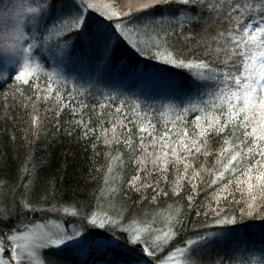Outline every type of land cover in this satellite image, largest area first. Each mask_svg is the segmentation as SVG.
<instances>
[{"label":"snow or ice","instance_id":"6c2138e0","mask_svg":"<svg viewBox=\"0 0 264 264\" xmlns=\"http://www.w3.org/2000/svg\"><path fill=\"white\" fill-rule=\"evenodd\" d=\"M164 6L170 11L165 12ZM109 7L112 6L101 9L91 0H27L26 3L4 0L0 6V87L14 73V88L21 95L25 86L34 90L36 100L55 103L56 117L67 110L74 126L83 129L82 138L99 140L91 117L85 119L90 106L80 99L85 94L91 96L94 101L91 111L95 112L97 107L101 110L98 122L104 143L122 144L130 153V166L135 165L131 179L122 178L119 190L111 189L112 195L121 200L124 183L145 199V193L151 189L153 203L169 196L165 189L173 173V195H180L184 183H191L195 192L197 183L201 182V170L214 157L213 168L209 169L214 170V175L208 187H218L210 198L206 194L209 203L203 206V211L197 209L196 215L211 217L213 225L223 231H197L193 234L196 238L182 240V246L176 247L175 238L187 217L180 208L169 213L167 228L161 230L154 227L155 218L149 222L132 217L124 204L119 209L114 206L111 212L105 211L98 201L97 210L84 214L83 223L71 232L61 229L43 236H29L17 235L19 229H16L7 235L11 245L9 264L13 261L19 264L17 249L20 248L27 250L30 260H42L43 264H169V261L225 264V260L232 264L234 259H239L240 264H264V232L259 246H249L238 234L240 222L248 218L259 219L264 229V202L257 210V198L252 195V202L239 208V217L229 211L231 204H239L234 196L230 199V187L243 191L246 186L250 194L254 188L264 192V0H142L136 11L154 10L143 16H134L132 11L123 9L109 11ZM210 22L222 28L212 37V43L217 45L215 49L206 43L202 53L189 49L185 55L170 43V38L177 35L186 41L195 40L194 36L185 35V30L192 32ZM150 32L155 39L143 42L140 37ZM68 36L74 39L69 41ZM196 43L198 49L200 43ZM125 46L139 56L191 74L187 88L182 82L167 78L165 98L169 103L161 107L176 110L172 128L160 132L149 114L141 112L142 104L131 91L155 79V72H147L126 58H121L113 70L119 51ZM221 52L227 59L220 61ZM213 53L216 61L206 59ZM49 61L56 66L71 64L76 80H84L87 87L74 80L69 88L68 79L60 73L43 71L42 64L47 66ZM121 72L127 73L129 93L136 98L118 101L121 94L102 93L105 102H100L90 89L106 80L125 82L120 79ZM41 74L43 83H40ZM109 106L114 108L116 116L123 117L119 121L122 129L119 138L115 120L109 121L111 139L108 129L103 127V110ZM152 111L157 110L152 108ZM137 117H142L139 125ZM37 120L35 117L33 123ZM148 138L150 142L146 145ZM146 154L151 155L150 161ZM201 158L203 164L199 163ZM161 180L164 188L160 186ZM32 203L29 200L20 207L32 212L40 210L31 207ZM194 206V197L189 195L187 207ZM59 210L53 206L48 211ZM63 211L71 217L81 215L76 210L69 213L67 207ZM8 222L9 218L0 216V224ZM213 225L205 222L204 228ZM225 237L229 239L222 246L220 239ZM21 239L25 240L24 244L18 243ZM219 247H227L228 251L224 256L217 251L213 258L212 251ZM43 249L47 251H40ZM7 251L0 241V253ZM0 264L4 262L0 260Z\"/></svg>","mask_w":264,"mask_h":264},{"label":"trees","instance_id":"16d2710c","mask_svg":"<svg viewBox=\"0 0 264 264\" xmlns=\"http://www.w3.org/2000/svg\"><path fill=\"white\" fill-rule=\"evenodd\" d=\"M108 1L116 11L120 9L132 11L134 16H143L154 11L153 9L136 11L142 0ZM163 10L165 12L170 11L167 6H164ZM189 15L193 14L189 13ZM205 19H207V16ZM214 19L215 17H213V21ZM220 30H222L220 25L210 22L196 27L192 32L185 30V35L194 36L195 40L186 41L182 36L177 35L170 38V43L174 45L178 52L185 55L189 53V49H196L202 53L204 51L203 46L206 43L210 44L213 49L217 47L215 43H212V37ZM176 31L179 32V29L177 28ZM67 39L72 41L74 38L68 36ZM140 39L145 43H150V40L155 39V35L150 32L149 35H142ZM197 41L200 43L198 49ZM220 46H224L222 40ZM121 58L128 59L133 65L139 64L147 72H155V79H149L143 85L133 87L131 91L136 93L142 104L141 112L149 114V118L157 125L160 132H163L165 128H172L173 122L176 120V110H167L161 107L162 104L167 105L169 103V100L165 98L168 92L167 78L171 77L176 81H180L187 88L192 79L189 71L159 64L155 60L137 55L126 46L117 55L113 65L114 71L116 70L115 65L120 63ZM206 59L216 61L217 58L213 53L212 56ZM225 59H227L226 54L221 52L220 61ZM47 66L44 68L45 72ZM71 67L73 66L71 65ZM221 70H224L222 65ZM41 76L40 83H43L44 78L42 74ZM126 76V72L120 73V79H124ZM86 79L87 77H85ZM74 80L78 85L84 84L87 87L84 80H76L75 74V77L69 82V88L72 87ZM113 81L109 83L106 80L94 84L90 91L100 102H105L102 93L113 95L119 93L121 95L118 96V101L119 99L132 100L136 98L130 95L126 80L125 90L115 85ZM15 83L14 78H12L3 87H0V216L9 218L7 224H0V233H3V235H0V241H3L4 244H7L6 236L8 234L16 229L22 230L25 226L36 221L43 222L53 218L60 219L67 227L79 226L83 223L82 216L84 214L97 210L98 201L105 211L111 212L114 206L119 209L120 205L124 204L127 214L132 217L149 222H152L155 218L154 227L161 230L167 228L166 219L169 213H174L175 208H180L187 213V217L183 221V226L179 229V235L175 238L176 247L182 246L180 243L182 240L189 237L196 238L193 234L197 231H223L221 227L213 225L211 217L196 215V210L203 211V206L209 203L211 193L218 187L217 185H213L212 188L208 187V182L214 175V170L209 171L213 168L214 157L201 170V177L199 178L201 182L197 183V191L195 192L191 190V183H184L180 195H173L171 182L175 175L173 173L169 177V183L165 189L169 192V196H162L153 203L151 189H148L145 193L147 197L145 199L142 198L141 193L130 190L128 184L124 183V195L121 200L119 197L112 195L111 189L117 188L119 190L122 178L131 179V176L135 174L133 172L135 165L130 166V153L122 144L113 142L111 145H106L104 143V133L101 132V125L98 122L101 110L97 107L95 112L91 111V105L94 103L91 96L85 94L80 99L90 106L85 119L91 117L92 127L96 129L99 140L82 138L83 129L74 126L71 114L67 110L61 113L59 118L56 117L54 102H44L42 99L36 100L34 90L27 89L26 86L23 89V95H21L14 88ZM141 88L143 89L142 95L140 94ZM172 103L175 104L176 102L172 101ZM152 108L157 111L153 112ZM103 112V127L108 129V139L112 138L111 123L109 122L112 120L117 122L116 131L117 138H119L122 131L119 121L123 117L116 116L114 108L111 106L105 108ZM35 117H38V120L34 124L33 119ZM141 119L142 117L136 118L137 125L140 124ZM133 131L135 132L136 129H133ZM69 132H71V135H69ZM149 142L150 138L145 141L146 145ZM93 144L96 146L93 147ZM146 156L150 161L151 155L146 154ZM199 163H204L203 158ZM109 167L112 169L111 172H109ZM106 179L108 180L107 184H105ZM193 183H196V181H193ZM160 186L165 187L162 180ZM229 193H231L230 199L234 196L235 200L239 201V204L233 203L229 208V211H234L237 217L240 215L239 208L252 202V195L257 198L255 202L257 210L264 202V192H261L258 188H254L250 194L246 186L243 191L230 187ZM206 194L209 198H206ZM227 194L223 193L222 195ZM189 195L194 197L195 206L192 209L187 207ZM29 200L33 202L31 207L40 210L32 212L20 207V205L28 203ZM53 206L60 210L48 211ZM65 207L69 209V213L76 210L81 215L71 217L63 211ZM205 222L213 225V227L205 229ZM244 225H248V227H244ZM137 226L141 227L142 225L137 224ZM262 232H264V229L261 228L259 219L248 218L241 221L238 227V234L245 242L249 243V246L252 244L259 246ZM159 234L162 235V231ZM120 238L121 240L124 239L123 236ZM228 239V237L220 239V244L225 245V240ZM229 243H231L230 240ZM217 251L221 256H224L228 249L227 247L214 249L211 253L213 258ZM166 255L167 253H165ZM66 259L71 260L72 258L66 257ZM207 259L208 257H205V260ZM225 264H229V262L225 260ZM232 264H240V260L234 259Z\"/></svg>","mask_w":264,"mask_h":264},{"label":"rangeland","instance_id":"374dc122","mask_svg":"<svg viewBox=\"0 0 264 264\" xmlns=\"http://www.w3.org/2000/svg\"><path fill=\"white\" fill-rule=\"evenodd\" d=\"M17 2H27V0H17ZM92 3L96 4L97 6H99L101 9H104L105 6H112L108 0H91ZM4 3V0H0V6H2ZM35 6V5H33ZM109 11H113L115 9H113V7H109L108 8ZM116 11V10H115ZM52 64V65H51ZM47 67L46 68V72H58L60 73L64 78H67L68 81L70 82L71 79H73L75 77V72L73 71V67H71V64L66 63L64 66H56L54 65L52 62H48L47 63ZM43 71L45 66H43ZM71 67V69H70ZM13 78H14V73H13ZM122 81H125L124 79H121ZM113 83L117 86H119L121 89L125 90V82L121 83L120 81L114 80ZM79 226L75 225V226H65L63 224V222L60 219H53V218H49L46 221L43 222H32V224H29L27 226H25L22 230H19L18 232H16L17 235H20L21 233H26L29 236H43L46 233H56L59 230L63 229L65 231H69L71 232L74 228H78ZM12 234V233H11ZM10 235V234H8ZM18 243L20 244H24L25 240L21 239L18 241ZM8 244V245H7ZM7 244L3 243V247L5 249H8L9 251L7 252H3L0 253V260H2L4 262V264H9V260H10V249H11V245L7 242ZM40 251H47V249H43ZM19 258H20V262L19 264H43L42 260L40 262H36V261H32L29 259L28 257V253L26 249L20 248L17 249ZM39 255V253H37ZM12 264H17L16 261H13ZM169 264H172V262L170 261Z\"/></svg>","mask_w":264,"mask_h":264}]
</instances>
